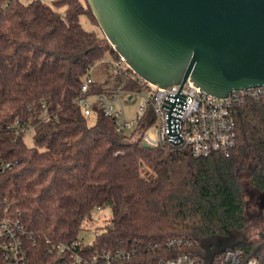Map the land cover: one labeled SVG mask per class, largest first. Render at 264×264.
<instances>
[{"label":"trees","instance_id":"1","mask_svg":"<svg viewBox=\"0 0 264 264\" xmlns=\"http://www.w3.org/2000/svg\"><path fill=\"white\" fill-rule=\"evenodd\" d=\"M82 18L99 26L87 0H0V160L16 162L0 170V221L18 218L33 235L29 264H56L51 247L75 241L105 207L112 222L96 229L89 251L134 250L133 264L174 255L166 247L174 237L191 239V250L202 254L205 239L243 231L244 180L264 193V105L238 108L237 144L228 157L145 147L141 128L120 136L99 111L90 125L75 102L84 78L106 54L121 57ZM228 248L252 250L238 241L213 255Z\"/></svg>","mask_w":264,"mask_h":264},{"label":"water","instance_id":"2","mask_svg":"<svg viewBox=\"0 0 264 264\" xmlns=\"http://www.w3.org/2000/svg\"><path fill=\"white\" fill-rule=\"evenodd\" d=\"M87 1L108 43L145 82L190 79L219 98L264 86V0ZM250 257L264 264L255 250Z\"/></svg>","mask_w":264,"mask_h":264},{"label":"built area","instance_id":"3","mask_svg":"<svg viewBox=\"0 0 264 264\" xmlns=\"http://www.w3.org/2000/svg\"><path fill=\"white\" fill-rule=\"evenodd\" d=\"M116 61V60H115ZM120 63H125L120 58ZM127 65V64H126ZM128 66V65H127ZM88 70L82 85V95L76 99L87 117L97 111L112 119L118 135L133 136L139 128L138 138L150 148L165 151L188 150L194 158H205L213 154L228 157L237 144L236 112L247 102L264 105V86L234 90L226 98L214 96L188 79L184 84L158 87L143 81L129 67L124 73L119 90L102 88L93 90L96 83ZM129 81L143 83L151 88L154 94L146 97L139 106L136 118H125L121 108V94L129 99L140 90H128L124 86ZM19 125V120L16 121ZM155 126V131L151 127ZM27 128V129H26ZM28 132L31 126L22 127ZM16 162L0 160V170H11ZM100 210V209H98ZM96 231V230H95ZM89 228L80 231L78 238L70 243L53 245L51 253L57 254L56 264H133L136 256L134 250L101 249L89 251L95 237L88 240L83 233H95ZM82 235V236H81ZM33 235L27 232L21 221L6 216L0 221V264H29L28 244ZM193 241L184 237H174L166 242V247L176 253L160 258L154 264H260L258 258L250 257L242 248H228L209 259L191 250Z\"/></svg>","mask_w":264,"mask_h":264},{"label":"rangeland","instance_id":"4","mask_svg":"<svg viewBox=\"0 0 264 264\" xmlns=\"http://www.w3.org/2000/svg\"><path fill=\"white\" fill-rule=\"evenodd\" d=\"M24 2H28V0H23ZM52 0H46L47 3H50ZM82 23L87 30H93L97 33L100 38H104V34L99 26H93L86 18H82ZM128 66L126 63H120L113 59V57L108 53L104 57L103 60L97 62L93 66V72L91 74L93 80L99 84L100 87L109 90H119L122 81L124 78V73ZM154 94V91L144 86L140 93L135 94L133 98L129 99L127 94H121V108L124 111L125 118L128 120H133L136 118L139 106L145 101L146 97H151ZM88 123L93 125L95 123V118H88ZM152 130L155 131V126L151 127ZM33 135L34 131L30 130L27 132L25 137L26 144L31 147L33 146ZM147 169L144 168L143 174L145 176H150L151 172H146ZM244 203L246 208V216L248 219V224L244 228L243 231L233 234L236 236L235 242L243 240L246 236H248L249 231L253 227V225H259V221L261 220L260 210H259V202L261 192L257 191L249 182V180H244ZM112 222V210L111 207H105L101 210H96L93 214L92 222L86 223V227L90 230L95 231L99 228H105L109 226ZM83 235L91 240L95 237V233H83ZM82 236V235H81ZM219 239H205L203 241L204 247L202 248V255L204 258L209 259L214 252L219 250L218 248H213V245L219 242ZM212 246V247H211Z\"/></svg>","mask_w":264,"mask_h":264},{"label":"flooded vegetation","instance_id":"5","mask_svg":"<svg viewBox=\"0 0 264 264\" xmlns=\"http://www.w3.org/2000/svg\"><path fill=\"white\" fill-rule=\"evenodd\" d=\"M263 205H264V193L260 195V202H259L260 212ZM259 222H260L259 225H253V227L249 231L248 236H246L240 242L251 246L252 250H255L264 259V220L262 216ZM233 233H230L225 239H220L219 242L215 243L214 248L222 249L227 244L234 243L236 236Z\"/></svg>","mask_w":264,"mask_h":264},{"label":"crops","instance_id":"6","mask_svg":"<svg viewBox=\"0 0 264 264\" xmlns=\"http://www.w3.org/2000/svg\"><path fill=\"white\" fill-rule=\"evenodd\" d=\"M247 217V216H246Z\"/></svg>","mask_w":264,"mask_h":264}]
</instances>
